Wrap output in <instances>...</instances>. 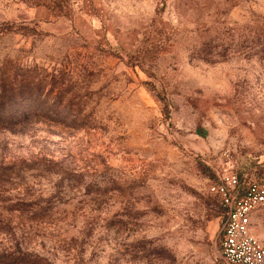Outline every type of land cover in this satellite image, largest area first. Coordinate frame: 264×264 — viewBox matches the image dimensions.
I'll return each instance as SVG.
<instances>
[{
    "label": "rangeland",
    "instance_id": "374dc122",
    "mask_svg": "<svg viewBox=\"0 0 264 264\" xmlns=\"http://www.w3.org/2000/svg\"><path fill=\"white\" fill-rule=\"evenodd\" d=\"M0 60L57 115L0 129L5 264H227L207 185L264 177V0H0Z\"/></svg>",
    "mask_w": 264,
    "mask_h": 264
},
{
    "label": "built area",
    "instance_id": "2783aa9c",
    "mask_svg": "<svg viewBox=\"0 0 264 264\" xmlns=\"http://www.w3.org/2000/svg\"><path fill=\"white\" fill-rule=\"evenodd\" d=\"M207 192L223 208L220 258L227 264H264V244L253 233L264 211V177L227 170L210 180Z\"/></svg>",
    "mask_w": 264,
    "mask_h": 264
},
{
    "label": "trees",
    "instance_id": "16d2710c",
    "mask_svg": "<svg viewBox=\"0 0 264 264\" xmlns=\"http://www.w3.org/2000/svg\"><path fill=\"white\" fill-rule=\"evenodd\" d=\"M35 74L23 64H15L11 60H0V129L22 127L29 121L31 115L40 114L50 120H57V115L53 112H42L39 108L29 111L21 107L27 100H37L44 94L45 78L44 76L42 78L35 76ZM45 76L47 77V75ZM50 86L47 93H53L55 90L53 85ZM9 168L14 169L11 166ZM11 169L10 173H13ZM16 258L17 256L11 258L4 254L0 256V264H5L6 261L14 262ZM23 258L25 257H21L19 261ZM30 263L40 264L37 260H33Z\"/></svg>",
    "mask_w": 264,
    "mask_h": 264
}]
</instances>
